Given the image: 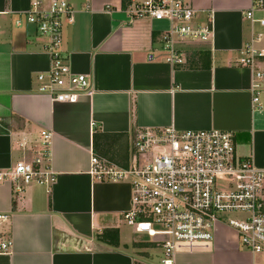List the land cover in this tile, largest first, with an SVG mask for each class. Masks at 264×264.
<instances>
[{
  "label": "crops",
  "instance_id": "1",
  "mask_svg": "<svg viewBox=\"0 0 264 264\" xmlns=\"http://www.w3.org/2000/svg\"><path fill=\"white\" fill-rule=\"evenodd\" d=\"M31 1L0 0V171L29 159L27 154L32 159L44 130L51 133L52 180L28 183L20 192L14 181H0V240H12L0 264H161L151 252L161 250L157 243L137 247L154 242L123 227L129 182L96 179L91 156L125 169L139 129H216L231 131L236 155L264 168V1L253 8L254 0H186L195 9L193 23H211L212 35L204 42L177 40L183 62L170 64L161 44L169 23L130 18L129 0L124 6L122 0H65L73 17L62 26L60 51L71 72L89 83L73 102L37 91L36 77L48 71L50 57L47 39L26 21ZM250 43L261 53L253 68L238 62ZM256 70L262 74L258 106L251 89ZM126 156L127 166H121ZM105 230L115 232L117 246L98 239ZM173 260L262 261L221 223L208 246L176 251Z\"/></svg>",
  "mask_w": 264,
  "mask_h": 264
},
{
  "label": "built area",
  "instance_id": "2",
  "mask_svg": "<svg viewBox=\"0 0 264 264\" xmlns=\"http://www.w3.org/2000/svg\"><path fill=\"white\" fill-rule=\"evenodd\" d=\"M262 4V0H254L252 7ZM125 12L130 18L169 23L161 44L170 64L183 62L177 40L204 42L212 35L211 23H193L195 9L186 0H129ZM72 13L65 0H50L45 7L42 0H32L25 15L47 39L50 67L36 79L37 91L52 101L73 102L89 85L85 75L71 72L68 59L60 51L62 26L72 21ZM246 15L252 17V8ZM15 24L20 25V20ZM260 55L250 43L241 50L238 62L253 68ZM261 77L256 70L251 80L256 106ZM40 135L41 147L34 148L31 161L21 160L8 171H0V181H14L17 192L30 182L48 184L52 180L48 166L51 133L43 130ZM232 137L231 131L216 129H139L131 141L129 167H106L91 156L90 173L98 180L129 182L130 205L123 221L161 247V264H173L176 251L208 246L216 223L232 228L239 244L258 255L264 252V168L255 167L249 158L238 157ZM11 247L12 240H0V253Z\"/></svg>",
  "mask_w": 264,
  "mask_h": 264
},
{
  "label": "trees",
  "instance_id": "3",
  "mask_svg": "<svg viewBox=\"0 0 264 264\" xmlns=\"http://www.w3.org/2000/svg\"><path fill=\"white\" fill-rule=\"evenodd\" d=\"M127 0H122V6H124V4L126 3ZM264 1V0H262ZM105 144V143H104ZM108 144H105L104 146L101 147V153L104 154L106 156V154H108ZM122 165L121 166H127V156L125 158V160L123 162H121ZM98 239L103 241V242H110L111 244L113 245H116L117 246V236L115 234V232H112V231H108V230H105L104 232H102L101 234L98 235ZM157 246V244L155 243H143V244H140V245H136L134 244V246H137V247H140V246Z\"/></svg>",
  "mask_w": 264,
  "mask_h": 264
},
{
  "label": "rangeland",
  "instance_id": "4",
  "mask_svg": "<svg viewBox=\"0 0 264 264\" xmlns=\"http://www.w3.org/2000/svg\"><path fill=\"white\" fill-rule=\"evenodd\" d=\"M157 22H159L160 24H163V23H168L167 21H165V20H162V21H158V20H156ZM28 156H30V158L29 159H25L24 161L25 162H29V161H31V155L30 154H27ZM220 183H223V180L222 181H219ZM30 183H33V182H30ZM16 184V183H15ZM43 185H47V184H43ZM123 227H125V230H127L128 232H130V227L129 226H127L126 224H124V226ZM130 236H131V232H130ZM242 247V246H241ZM160 249H154V251H151L152 253H154V254H157V257H158V259L160 260L161 259V252H162V249L159 251ZM258 256H260V258H261V260L262 261H264V252H262V253H260V254H258Z\"/></svg>",
  "mask_w": 264,
  "mask_h": 264
}]
</instances>
